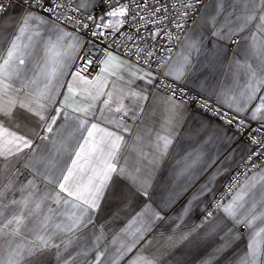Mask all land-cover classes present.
Returning <instances> with one entry per match:
<instances>
[{"label":"snow or ice","instance_id":"snow-or-ice-1","mask_svg":"<svg viewBox=\"0 0 264 264\" xmlns=\"http://www.w3.org/2000/svg\"><path fill=\"white\" fill-rule=\"evenodd\" d=\"M202 247L264 264V0H0V264Z\"/></svg>","mask_w":264,"mask_h":264},{"label":"crops","instance_id":"crops-1","mask_svg":"<svg viewBox=\"0 0 264 264\" xmlns=\"http://www.w3.org/2000/svg\"><path fill=\"white\" fill-rule=\"evenodd\" d=\"M18 11V9H11L10 10V15H15L16 12ZM179 49H177L178 51ZM202 58V57H201ZM223 74L220 75L218 77V81L221 84H225L228 82V78H227V73H228V69L227 67H225L222 70ZM189 124L186 122L185 125L179 129V136L177 137V141H176V145H174L173 147V154H170L168 162L166 163L165 167H170L176 159L179 158V155H177V149H179L180 153L182 154L183 149H186L188 147L191 146H195V142L194 141H189L188 139H186V136L189 134ZM237 166V165H236ZM236 166L233 167V170L236 168ZM232 170V171H233ZM227 176L222 177L219 181V188L222 186V184L225 182ZM184 203V200L182 199L176 206L174 211H178L179 208L182 206V204ZM199 221V214H197V216L195 217V222ZM238 249H242L244 247V242L240 241V243L238 244ZM210 249L204 248L202 247L198 252L197 251H193L192 253H190L189 255H187L185 257L187 264H199V259L207 254V251H209Z\"/></svg>","mask_w":264,"mask_h":264},{"label":"built area","instance_id":"built-area-1","mask_svg":"<svg viewBox=\"0 0 264 264\" xmlns=\"http://www.w3.org/2000/svg\"><path fill=\"white\" fill-rule=\"evenodd\" d=\"M245 165H237L236 168L231 172L229 176H227L225 182L222 184V186L219 188L218 194H223L225 190V185L230 181L231 176H235L238 173H242L244 171ZM240 179H243V176H240Z\"/></svg>","mask_w":264,"mask_h":264}]
</instances>
